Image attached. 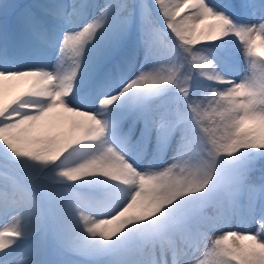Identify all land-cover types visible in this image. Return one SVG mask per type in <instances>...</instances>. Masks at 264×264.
<instances>
[{
  "label": "snow or ice",
  "instance_id": "6c2138e0",
  "mask_svg": "<svg viewBox=\"0 0 264 264\" xmlns=\"http://www.w3.org/2000/svg\"><path fill=\"white\" fill-rule=\"evenodd\" d=\"M261 50L264 0H0V264H264Z\"/></svg>",
  "mask_w": 264,
  "mask_h": 264
},
{
  "label": "rangeland",
  "instance_id": "374dc122",
  "mask_svg": "<svg viewBox=\"0 0 264 264\" xmlns=\"http://www.w3.org/2000/svg\"><path fill=\"white\" fill-rule=\"evenodd\" d=\"M261 51H263V50H261ZM17 91H19V89H15L13 92L12 91H9L8 92V98H10L11 97V95H14Z\"/></svg>",
  "mask_w": 264,
  "mask_h": 264
},
{
  "label": "bare ground",
  "instance_id": "6f19581e",
  "mask_svg": "<svg viewBox=\"0 0 264 264\" xmlns=\"http://www.w3.org/2000/svg\"><path fill=\"white\" fill-rule=\"evenodd\" d=\"M14 90H15V89H12V90H10V91H12V92H13Z\"/></svg>",
  "mask_w": 264,
  "mask_h": 264
}]
</instances>
